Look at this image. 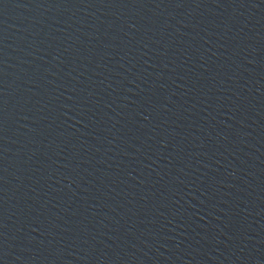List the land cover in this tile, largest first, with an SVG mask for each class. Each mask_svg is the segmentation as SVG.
Returning a JSON list of instances; mask_svg holds the SVG:
<instances>
[{"label":"water","instance_id":"water-1","mask_svg":"<svg viewBox=\"0 0 264 264\" xmlns=\"http://www.w3.org/2000/svg\"><path fill=\"white\" fill-rule=\"evenodd\" d=\"M3 264H264V0H0Z\"/></svg>","mask_w":264,"mask_h":264},{"label":"snow or ice","instance_id":"snow-or-ice-1","mask_svg":"<svg viewBox=\"0 0 264 264\" xmlns=\"http://www.w3.org/2000/svg\"><path fill=\"white\" fill-rule=\"evenodd\" d=\"M0 264H3V261H0Z\"/></svg>","mask_w":264,"mask_h":264}]
</instances>
